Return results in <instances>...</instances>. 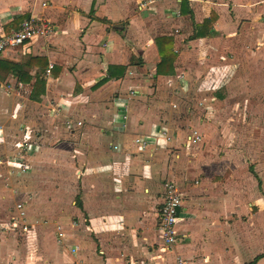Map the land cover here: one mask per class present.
Masks as SVG:
<instances>
[{
  "label": "crops",
  "instance_id": "obj_1",
  "mask_svg": "<svg viewBox=\"0 0 264 264\" xmlns=\"http://www.w3.org/2000/svg\"><path fill=\"white\" fill-rule=\"evenodd\" d=\"M31 17L48 20L54 34L0 59L24 68V81L13 72L0 76V138L17 151L39 140L23 150L25 223L13 226L16 213L0 220V264H264V175L239 168L242 120L205 109L189 117L162 93L195 75L202 87L213 78L214 88L228 68L236 76L230 82L245 79L247 104H263L264 0H0V38ZM166 37L177 58L160 75L157 41ZM110 67L121 75L109 80ZM214 91L199 101L208 110ZM242 129L246 153L263 154L264 113L247 115ZM194 130L201 141L189 140ZM137 138L148 147H137ZM41 153L69 177L47 170L34 177ZM190 170L198 181L192 187ZM1 175L0 207L18 193ZM165 181L185 200L180 240L168 251L158 230Z\"/></svg>",
  "mask_w": 264,
  "mask_h": 264
},
{
  "label": "rangeland",
  "instance_id": "obj_2",
  "mask_svg": "<svg viewBox=\"0 0 264 264\" xmlns=\"http://www.w3.org/2000/svg\"><path fill=\"white\" fill-rule=\"evenodd\" d=\"M227 67V66H223ZM221 68V69H223ZM207 77V76H205ZM217 79L218 82L216 83V86H214V88L212 87L211 81L213 80V78L211 79V81L209 80V85L206 87H202V85L199 84L198 80L195 79L197 78V76H194V79L191 80V82L188 84H185L184 87L182 89H170L169 91L163 90V98L164 101H170L171 98L176 99L177 98V102L180 103V109L177 110L179 113H182L184 115H189V117H196L199 118L201 114L204 113V109L209 112H216L218 114V118H225V119H230V118H234L236 119L238 117V119L242 120L241 122H237L238 125V136H237V140H238V165L239 168L241 165H246V166H251L253 168H256L258 170L259 175L262 177V174L264 175V153L263 154H256V155H251V154H247L246 153V141H247V136H246V132H244V129H242V125L245 124V117L249 114H254V112H263L264 113V103L263 104H257L254 102V104L252 105L251 101H248L247 104V91L244 89H241V85L240 83L244 84V80H239L238 77L234 82H230L233 78L235 79V75L231 74V69H223L222 72L220 74H217ZM208 78H211L210 75L208 76ZM233 79V80H234ZM232 80V81H233ZM216 89V91H214V95H216V101L215 102H211L214 103L215 105L212 106L213 108L208 110V108H204L203 106H201L200 104V100H202L204 98V96L209 95V93H212L213 90ZM174 91V94L172 95L171 92ZM219 102V103H218ZM210 105V104H209ZM177 112V113H178ZM175 113V114H177ZM224 124H231V125H235V123L232 122H227ZM223 136V135H222ZM261 138V137H259ZM2 140V142H0V144L2 145H8L7 149L5 148L4 151V147H1L2 149H0V157L4 160L8 159L9 157H18L19 155H21V152L23 154L22 149L20 148L19 151L16 150V147H14V145H10L8 143L4 142V138H0ZM14 138H12L13 140ZM233 139V137H232ZM15 140L21 141L20 139L17 140V138H15ZM249 141V140H248ZM259 141H261V139H259ZM39 140L37 138L32 139V143L34 144H38ZM5 143V144H4ZM61 143V144H60ZM58 144H60V148H66L67 145L65 144L64 141L60 142ZM10 148V149H9ZM6 152V150H8ZM64 150V149H61ZM64 152L66 153V157H64L65 159H68V152L66 150H64ZM48 155V154H47ZM52 154H49L48 156H46L45 154L41 153L40 157L41 159L37 161V159L35 160L36 162V168L34 169V177L36 176L37 173H43L45 172V170H47V172L49 173V177H65L68 178L69 177V172L66 169H57L55 170L53 167L49 166L50 164L53 163V156H51ZM44 156L45 160L42 159ZM222 156H225V153L222 152ZM260 156H262V160L258 161ZM228 157V156H226ZM47 158V159H46ZM34 161V160H33ZM32 159L30 161V165L32 166ZM258 161V162H256ZM39 167V168H38ZM45 167V168H43ZM33 171V170H32ZM1 175V174H0ZM3 179H5L6 181H9L11 183L10 186V190L11 189H17L18 193H14V197L11 195V198H9L10 200L8 201V203H3L1 204L0 207V220H9L10 219V214L15 213V207L16 204L18 202H20L21 200H23L22 198H24L25 193L22 192V190L24 191V188H26V184L28 182V175L25 174L24 172H22L21 170H16L15 172H11L9 170H5L2 171V175ZM263 183H264V176H263ZM13 185V186H12ZM31 195H35L32 194L34 193L33 191L29 192ZM2 195V194H1ZM18 199V200H17ZM19 242L21 243V240L23 239L22 236H17ZM23 243V242H22Z\"/></svg>",
  "mask_w": 264,
  "mask_h": 264
},
{
  "label": "built area",
  "instance_id": "obj_3",
  "mask_svg": "<svg viewBox=\"0 0 264 264\" xmlns=\"http://www.w3.org/2000/svg\"><path fill=\"white\" fill-rule=\"evenodd\" d=\"M54 29L51 26V23L45 18L39 17H31L30 19L25 20L19 29L12 31L9 35L2 36L0 38V59L3 54L9 49H15L27 44H30L38 39L47 38L49 35L54 34ZM54 70V64H50L47 71L46 76L50 77ZM184 74L178 73L176 80L183 81ZM175 82L173 79L169 80V84L173 85ZM135 94V92H134ZM174 108H177V105H173ZM63 110V105L58 104V106L53 109V111L58 114ZM126 118V117H125ZM67 126H71V121L66 122ZM79 126L82 125V122L78 123ZM164 134V133H163ZM202 137L198 130H194L192 136L189 137V140L192 142L201 141ZM135 145L139 147L141 150L146 149L148 147V142L145 139L137 138L134 140ZM22 151H30L33 149V143L21 146ZM26 149V150H25ZM23 155L18 157H10V159H2L0 157V165L5 164L8 166L11 172H15L16 170H21L22 172L27 171V167L23 163ZM198 181L195 179L193 175V170H190L189 178L187 181V185L189 187L197 184ZM164 187V204L160 211L158 230L162 235L164 249L165 250H173L174 247L179 242V232H178V224H179V211L183 207L185 200L184 196L176 183L173 181H165L163 183ZM16 215L12 217L13 226L18 225V222L21 221L25 223L26 220V212L24 211V203L22 201L18 202L15 207ZM61 228V227H60ZM23 230L28 232V225H23ZM59 240L63 237L62 233L58 235ZM149 264V263H144Z\"/></svg>",
  "mask_w": 264,
  "mask_h": 264
},
{
  "label": "trees",
  "instance_id": "obj_4",
  "mask_svg": "<svg viewBox=\"0 0 264 264\" xmlns=\"http://www.w3.org/2000/svg\"><path fill=\"white\" fill-rule=\"evenodd\" d=\"M206 23L208 24L209 22H206ZM157 46H158L159 53L161 56V62L158 65V73L160 75H163L169 72L168 70L173 66V63L175 59L177 58V54L173 50V39L171 38L166 37V38L159 39L157 41ZM139 65H142V62H140ZM122 70L123 68H121V72ZM0 71H1L0 76L2 77H5L6 74L13 72L15 76H19L21 80L24 81L23 76L20 75L24 71V68L20 67L17 64H14L8 61H1ZM3 72H5L4 76H3ZM118 75H121V74H115L114 67H110L109 80L116 78ZM44 85H45L44 79H41L40 82L37 81V87H41Z\"/></svg>",
  "mask_w": 264,
  "mask_h": 264
}]
</instances>
